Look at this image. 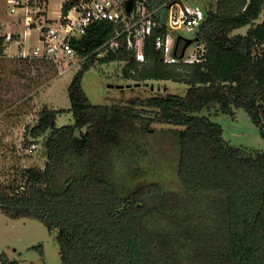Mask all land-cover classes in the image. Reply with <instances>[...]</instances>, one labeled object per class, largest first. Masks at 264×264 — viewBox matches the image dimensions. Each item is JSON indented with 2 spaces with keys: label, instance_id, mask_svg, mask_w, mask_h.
Listing matches in <instances>:
<instances>
[{
  "label": "trees",
  "instance_id": "16d2710c",
  "mask_svg": "<svg viewBox=\"0 0 264 264\" xmlns=\"http://www.w3.org/2000/svg\"><path fill=\"white\" fill-rule=\"evenodd\" d=\"M202 8L195 34L205 56L184 72L164 62L153 39L141 64L124 47L98 58L126 60L124 75L141 81L186 76L183 95L92 103L83 77L113 26L97 21L71 39L90 56L68 85L70 107L45 104L29 130L42 138L43 168H28L22 186L0 180V212L57 229L62 264H264V149L231 143L204 113L214 102L225 113L243 108L264 136V17L255 22L264 0ZM246 25V33L232 34ZM2 30L0 56L8 46ZM66 111L75 122L57 125ZM1 264L20 262L5 253Z\"/></svg>",
  "mask_w": 264,
  "mask_h": 264
},
{
  "label": "rangeland",
  "instance_id": "374dc122",
  "mask_svg": "<svg viewBox=\"0 0 264 264\" xmlns=\"http://www.w3.org/2000/svg\"><path fill=\"white\" fill-rule=\"evenodd\" d=\"M63 1L49 0L45 13L48 19L41 21V24L47 25L53 22L51 19L59 16ZM188 1L204 7L209 3L216 5L218 0ZM9 11L7 0H0L2 32H22V24H16L13 14ZM263 17L264 9L255 22H261ZM36 26L31 28V33L26 37L25 52L29 55H22L23 44L11 42L5 55L0 56V180L19 186L24 184V174L28 168H43L46 160L42 138L34 139L31 136V126L36 123L45 104L55 109L70 107L68 85L84 62L79 54L73 57L60 55L57 59L44 58V61L35 59L31 54L38 43L40 32ZM249 27L250 25H246L237 28L232 34H244ZM175 32L185 38L196 37L193 31L176 29ZM182 46L183 44L179 49ZM193 47L194 44H190L187 52H193ZM98 58L86 71L82 81L92 103L128 104L136 96L148 98L167 93L183 95L188 88L186 76L178 80L141 81L124 75L126 60L99 62ZM48 61H53V65L48 64ZM209 108L210 110H204V113L222 125L225 139L252 152L264 149V136L243 108H234L233 113H225L215 102ZM56 122L60 126L74 123L75 118L71 111H66L58 114ZM160 139L173 159L171 142L164 141L162 135ZM167 178L170 183H175L173 176ZM5 253L20 264H62L57 229L49 230L35 217L12 218L0 212V264L1 256Z\"/></svg>",
  "mask_w": 264,
  "mask_h": 264
},
{
  "label": "built area",
  "instance_id": "2783aa9c",
  "mask_svg": "<svg viewBox=\"0 0 264 264\" xmlns=\"http://www.w3.org/2000/svg\"><path fill=\"white\" fill-rule=\"evenodd\" d=\"M13 21L22 24V32H5L7 48L11 42L23 44L21 51L25 52L26 37L31 28L39 27L38 43L31 56L36 58L57 59L60 55L73 57L77 55L71 44V39L80 37L97 21L111 23V35L97 47V57L105 56L110 51L124 47L132 58L140 64L145 62L144 48L146 42L154 40L155 47L162 52L165 63L177 66L180 71L183 66L200 62L205 56V43L193 42V52L180 56L174 53L176 40L179 36L175 30L181 29L195 32L205 19L204 9L193 1L188 0H64L59 16L51 19L47 25L45 16L49 0H7ZM69 3L67 10L63 4ZM165 14V22L163 16ZM166 31H162L164 27ZM184 40H181V42ZM180 42V46H181ZM179 46V48H180ZM90 54L82 56L86 60ZM35 146V145H34ZM33 146V147H34Z\"/></svg>",
  "mask_w": 264,
  "mask_h": 264
},
{
  "label": "water",
  "instance_id": "95a60500",
  "mask_svg": "<svg viewBox=\"0 0 264 264\" xmlns=\"http://www.w3.org/2000/svg\"><path fill=\"white\" fill-rule=\"evenodd\" d=\"M181 40H184V44L181 48V52H180V56H183L187 47L192 44L193 42L195 41H198V38L197 37H194V38H185V37H182V36H179L176 40V45H175V48H174V53L175 54H178V49H179V46H180V42Z\"/></svg>",
  "mask_w": 264,
  "mask_h": 264
},
{
  "label": "flooded vegetation",
  "instance_id": "af4514ba",
  "mask_svg": "<svg viewBox=\"0 0 264 264\" xmlns=\"http://www.w3.org/2000/svg\"><path fill=\"white\" fill-rule=\"evenodd\" d=\"M181 45H182V42H181Z\"/></svg>",
  "mask_w": 264,
  "mask_h": 264
}]
</instances>
